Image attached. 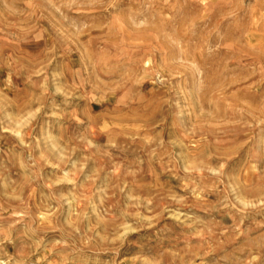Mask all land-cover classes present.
I'll use <instances>...</instances> for the list:
<instances>
[{"label": "rangeland", "instance_id": "obj_1", "mask_svg": "<svg viewBox=\"0 0 264 264\" xmlns=\"http://www.w3.org/2000/svg\"><path fill=\"white\" fill-rule=\"evenodd\" d=\"M0 264H264V0H0Z\"/></svg>", "mask_w": 264, "mask_h": 264}]
</instances>
